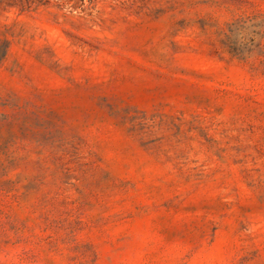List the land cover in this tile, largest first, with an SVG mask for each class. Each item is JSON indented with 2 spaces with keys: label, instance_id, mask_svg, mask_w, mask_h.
<instances>
[{
  "label": "rangeland",
  "instance_id": "1",
  "mask_svg": "<svg viewBox=\"0 0 264 264\" xmlns=\"http://www.w3.org/2000/svg\"><path fill=\"white\" fill-rule=\"evenodd\" d=\"M0 264H264V0H0Z\"/></svg>",
  "mask_w": 264,
  "mask_h": 264
}]
</instances>
